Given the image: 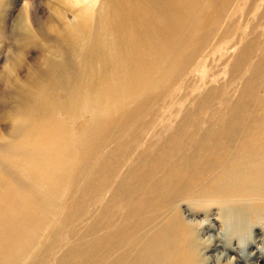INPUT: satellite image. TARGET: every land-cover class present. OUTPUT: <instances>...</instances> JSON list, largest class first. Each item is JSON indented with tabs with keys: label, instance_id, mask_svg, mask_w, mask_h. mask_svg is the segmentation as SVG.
I'll return each mask as SVG.
<instances>
[{
	"label": "rangeland",
	"instance_id": "374dc122",
	"mask_svg": "<svg viewBox=\"0 0 264 264\" xmlns=\"http://www.w3.org/2000/svg\"><path fill=\"white\" fill-rule=\"evenodd\" d=\"M23 3L0 0V64L7 47L48 64L0 90V127L18 117L0 143L4 263L29 239L31 264L106 263L100 239L165 236L177 199L172 231L189 224L203 264H264V213L225 234L226 209L188 202L264 135V0H32L27 19Z\"/></svg>",
	"mask_w": 264,
	"mask_h": 264
},
{
	"label": "bare ground",
	"instance_id": "6f19581e",
	"mask_svg": "<svg viewBox=\"0 0 264 264\" xmlns=\"http://www.w3.org/2000/svg\"><path fill=\"white\" fill-rule=\"evenodd\" d=\"M67 1L68 2L71 1L73 3H76V2H80V1H84V0H67ZM56 2H58V1H56ZM62 2L64 3V1H62ZM19 20L20 21H19L18 25L20 27H22L25 24V21L22 20L21 18ZM260 105H261V103H260ZM256 107H258V106H256ZM255 110H256V108H255ZM259 120H260V118H259ZM251 122H252V119H251ZM254 124H256V123H254ZM259 124H261V123H259ZM253 129H251V130H253ZM262 132H259L258 134H254L256 137H258L261 140H259L258 143H256L257 141H254V144L249 148V150H247V152H245V155H243L244 156L243 162H241L239 164L238 163L235 164L236 166H234L233 169L232 168L227 169L230 167V165L226 169H222V173H223V174H221L222 176L219 179H217L216 181L212 182V191L210 189V191L207 192V190L204 187H201L199 189L200 192L197 195V197L193 196V198H191V200L188 201L190 204H192V203L194 204V202L201 201L200 205L205 207V208H208V209L212 206H215V205H217V207L219 206V207H223L224 209H226L227 212L223 216L225 226L222 229L225 234H229V233L233 234L235 229L238 230L237 228H240L241 226L246 225V223L251 222V219L254 221H259L261 216L264 213V135L261 134ZM253 133H254V131H253ZM247 137H249V136H247ZM225 139H227V137ZM231 141H232V139H231ZM240 144H241V141H240ZM234 145L236 146V144H234ZM227 148H229V147H227ZM228 151H230V150H228ZM236 152H237V150H236ZM222 156L223 155H221V157ZM239 157H241V156H239ZM220 159L218 160L219 162H220ZM222 164H223V162H222ZM233 164H234V162H233ZM212 165L214 166L215 162ZM212 165L210 167H212ZM72 178H73V176H72ZM163 180H164V178H163ZM210 182H209V184H210ZM189 193H191V192H189ZM194 197L197 199H195ZM199 198H202V199H199ZM176 200H174V201H176ZM174 201L172 202L173 206L171 207V209L169 208L170 209L169 213L171 215H172V213L175 212L172 215V218L170 219L171 225L168 227L169 228L168 232H170V233H167L165 236L163 235L164 237L163 236L160 237L161 236L160 235L159 237L155 236L152 238L147 236V235H137L136 238L131 237L130 239H127V240H125L122 237H114L113 239H110L107 241L108 244H106V241H104V239H100L102 241V243L104 242L103 247H107L108 252H111L113 254V258H111L108 255L109 257H108V260L106 263H97V262L91 261L89 264H203L204 258L201 257L200 252H199L201 249L200 239L197 237L196 232H193L189 228V224L188 223L186 224V222L181 224L182 234H184L183 236L178 237V235L172 231V230H174L172 228H174L175 226L178 227L177 226L178 218L176 217V216H178L176 214L178 211H177V208L174 207V206H177L176 203L178 201L176 203ZM164 202H167V201H164ZM167 204H168V202H167ZM200 205H197V206H200ZM148 207L149 206H147V208ZM160 207H162V204ZM178 209H180V208H178ZM53 215H54V213H53ZM164 220H165V218H164ZM183 221H185V220H183ZM165 223L166 222H164V225H165ZM149 224H151V223H149ZM178 225H180V224H178ZM50 226H52V225H50ZM172 226H174V227H172ZM158 227H160V226H158ZM181 227H179V228H181ZM229 227H231V229ZM210 228H211V226L210 227L208 226L207 230H209ZM212 228L214 229V227H212ZM23 230L24 229L22 228V231ZM159 232H161V231H159ZM172 233H174V234H172ZM48 234H50V233L48 232ZM148 234H149V232H148ZM155 234H158V233H155ZM36 236L37 235H35V238L38 239L39 237H36ZM47 237H46V239H42V241L45 240V242L47 243ZM229 237H230V235H229ZM29 238H31V237H29ZM224 238H222L221 235H216L215 237L212 236L211 238H209L210 240L208 239L209 240L208 242L210 244L209 246L213 247L215 249L217 247L221 248L224 252L230 251L229 242H225L227 240H224ZM226 238H227V236H226ZM34 240L35 239L27 240V243H26L27 247H26V249L24 248L25 249L24 252L19 254V251H17L18 254L14 253L10 258H7L6 263H4L3 258L1 256L0 257V264H31L32 261L41 253L40 247H39L40 245L39 246L37 245V247H39V248L36 247V249H35ZM96 242L97 241H95V243L94 242L93 243L96 244ZM97 244H99V243H97ZM240 244H239V247H241ZM108 247L109 248L112 247V248L109 249ZM100 249H101L100 247H98V246L95 247V245H94L93 249L91 250V253H93V254L90 253V255H92V256L95 255L94 252H96ZM108 252H106V253H108ZM4 255L7 256L6 253ZM225 255H226L225 253L224 254L220 253V258H224ZM20 259L22 261L19 263ZM243 260H244V258H243ZM239 261L240 260L237 257L236 262H239Z\"/></svg>",
	"mask_w": 264,
	"mask_h": 264
},
{
	"label": "clouds",
	"instance_id": "9594fccd",
	"mask_svg": "<svg viewBox=\"0 0 264 264\" xmlns=\"http://www.w3.org/2000/svg\"><path fill=\"white\" fill-rule=\"evenodd\" d=\"M32 0H24L21 9L18 12V16L23 13L27 19L32 11ZM49 34H52L51 32ZM43 53L39 57V61H43ZM3 63L0 64V90L5 92H15L18 89H27L30 81L35 80L40 71L46 69V65L41 63L39 70L36 68L37 60L30 62L28 54L22 50H16L12 47H7L2 53ZM10 127L5 132L3 127H0V143L7 142L10 139V133L17 124V118H13L7 122Z\"/></svg>",
	"mask_w": 264,
	"mask_h": 264
},
{
	"label": "water",
	"instance_id": "95a60500",
	"mask_svg": "<svg viewBox=\"0 0 264 264\" xmlns=\"http://www.w3.org/2000/svg\"><path fill=\"white\" fill-rule=\"evenodd\" d=\"M47 62V61H46ZM48 64V63H47ZM46 64V65H47ZM83 111L85 113H88V114H95L97 112V108L95 107V104H93V102L91 101H88V100H85L83 102ZM13 118H17L18 120V117H16V115H13Z\"/></svg>",
	"mask_w": 264,
	"mask_h": 264
}]
</instances>
